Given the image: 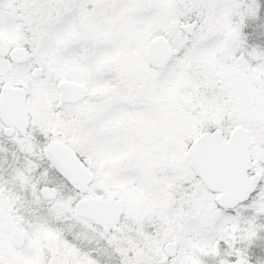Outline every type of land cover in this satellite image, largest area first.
<instances>
[{"label":"snow or ice","instance_id":"snow-or-ice-1","mask_svg":"<svg viewBox=\"0 0 264 264\" xmlns=\"http://www.w3.org/2000/svg\"><path fill=\"white\" fill-rule=\"evenodd\" d=\"M0 264H264V0H0Z\"/></svg>","mask_w":264,"mask_h":264}]
</instances>
